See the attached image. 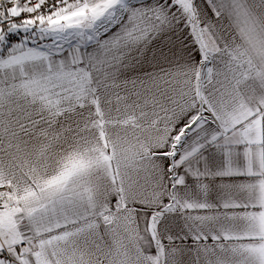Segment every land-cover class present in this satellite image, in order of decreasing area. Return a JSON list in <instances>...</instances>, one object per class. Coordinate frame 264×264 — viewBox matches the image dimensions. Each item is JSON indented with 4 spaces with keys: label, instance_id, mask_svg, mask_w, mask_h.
<instances>
[{
    "label": "snow or ice",
    "instance_id": "obj_1",
    "mask_svg": "<svg viewBox=\"0 0 264 264\" xmlns=\"http://www.w3.org/2000/svg\"><path fill=\"white\" fill-rule=\"evenodd\" d=\"M0 264H264V0H0Z\"/></svg>",
    "mask_w": 264,
    "mask_h": 264
}]
</instances>
